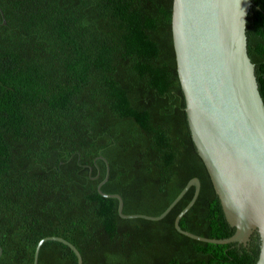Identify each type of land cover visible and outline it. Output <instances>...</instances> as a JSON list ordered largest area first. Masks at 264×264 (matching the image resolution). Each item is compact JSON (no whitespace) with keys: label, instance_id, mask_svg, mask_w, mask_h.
I'll return each instance as SVG.
<instances>
[{"label":"trees","instance_id":"16d2710c","mask_svg":"<svg viewBox=\"0 0 264 264\" xmlns=\"http://www.w3.org/2000/svg\"><path fill=\"white\" fill-rule=\"evenodd\" d=\"M247 18L264 98V0ZM173 0H0V264H34L61 236L83 264H256L233 235L192 139L177 70ZM6 20V24L4 23ZM38 264H78L48 240Z\"/></svg>","mask_w":264,"mask_h":264},{"label":"water","instance_id":"95a60500","mask_svg":"<svg viewBox=\"0 0 264 264\" xmlns=\"http://www.w3.org/2000/svg\"><path fill=\"white\" fill-rule=\"evenodd\" d=\"M252 0H173L172 33L177 70L186 101L192 139L203 159L224 213L235 232L226 238H209L185 230L180 220L195 203L201 181L192 178L159 216L128 215L120 194L98 191L119 200L123 218H164L191 186V202L178 214L176 229L211 243H243L257 231L261 238L256 264H264V98L256 65L248 50L247 18ZM6 24V20H4ZM55 240L68 245L83 264L79 249L61 236L41 239L35 249L38 264L42 244ZM2 248L0 247V256Z\"/></svg>","mask_w":264,"mask_h":264}]
</instances>
